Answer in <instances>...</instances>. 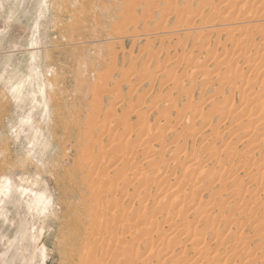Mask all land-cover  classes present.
I'll return each instance as SVG.
<instances>
[{"label": "rangeland", "instance_id": "374dc122", "mask_svg": "<svg viewBox=\"0 0 264 264\" xmlns=\"http://www.w3.org/2000/svg\"><path fill=\"white\" fill-rule=\"evenodd\" d=\"M0 264H264V0H0Z\"/></svg>", "mask_w": 264, "mask_h": 264}, {"label": "bare ground", "instance_id": "6f19581e", "mask_svg": "<svg viewBox=\"0 0 264 264\" xmlns=\"http://www.w3.org/2000/svg\"><path fill=\"white\" fill-rule=\"evenodd\" d=\"M161 126V125H160ZM156 129L158 130L159 129V126L158 125H156ZM195 156V155H194ZM186 157V156H185ZM187 158H188V156H187ZM193 159V158H192ZM191 159V160H192ZM194 160V159H193ZM183 161V160H182ZM178 163V162H177ZM193 165V164H192ZM191 167H193V166H191ZM187 168H189V166L187 167ZM187 171V170H186ZM189 171H190V169H189ZM8 180V179H7ZM11 181V180H10ZM8 182V181H7ZM12 182L13 181H11L10 182V184H11V186H12V188H14L13 186H15V185H12ZM5 184H7V183H5ZM12 188H10V189H12ZM5 189V188H4ZM15 189V188H14ZM7 190H8V188H7ZM6 190V191H7ZM16 191V190H15ZM9 193H10V191H9ZM5 218V217H4ZM211 248V246L209 245V244H207V245H205V247H204V251H206V250H209Z\"/></svg>", "mask_w": 264, "mask_h": 264}]
</instances>
